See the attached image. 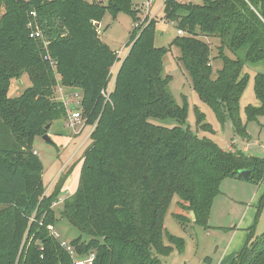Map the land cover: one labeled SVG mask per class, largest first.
I'll return each mask as SVG.
<instances>
[{
  "label": "trees",
  "instance_id": "1",
  "mask_svg": "<svg viewBox=\"0 0 264 264\" xmlns=\"http://www.w3.org/2000/svg\"><path fill=\"white\" fill-rule=\"evenodd\" d=\"M107 12L136 21L132 0H0V264H74L48 230L64 181L42 198L44 168L33 150L34 139L65 117L62 104L52 99L59 82L82 96V116L93 126L78 188L64 206L65 218L81 234L72 246L80 256L94 253L93 264H162L160 256L184 248L164 228L174 196L176 220L187 227L191 212L195 224L208 229L223 180L264 182V159L223 150L184 128L188 105H179L169 90L171 78L163 74L168 50L154 44L156 21L136 36L135 29L108 88L120 57L94 25ZM164 13L184 32L173 45L200 100L222 124L230 119L247 135L239 102L249 79L245 67L264 62V0H166ZM30 24L43 39L31 38ZM203 38L220 41L223 66L216 74ZM24 76L31 85L11 97L12 82ZM255 93L261 106L246 108L248 122L264 115L262 73L255 77ZM204 119L198 114V127L211 128ZM166 120L173 123H159ZM241 170L249 171L248 178ZM260 202L259 211L264 195ZM253 231L232 264H264V233L254 240Z\"/></svg>",
  "mask_w": 264,
  "mask_h": 264
},
{
  "label": "rangeland",
  "instance_id": "2",
  "mask_svg": "<svg viewBox=\"0 0 264 264\" xmlns=\"http://www.w3.org/2000/svg\"><path fill=\"white\" fill-rule=\"evenodd\" d=\"M89 1L107 2V0ZM142 1L132 0V7L137 13L136 21L123 13L113 17L111 13L107 12L100 23L94 24L101 40L120 57V61L111 69V81L108 88H113L122 60L130 51V46L128 47L127 44L135 29L138 30L133 34L134 36L139 33V29L145 28L151 21H156L154 44L157 48L168 50L164 58L163 74L171 78L169 90L179 105L182 106L184 103L188 105V118L184 128L190 129L201 138L212 139L223 150L248 148L250 156L264 159V115L251 122L247 121L246 115L248 106L257 108L261 106L255 93V77L259 73L264 74V62L246 66L244 69V73L248 75L249 79L247 88L239 102L240 118L246 126L247 133L243 136L232 120L228 119L226 123L222 124L212 109L200 100L194 90L192 80L180 61L181 52L173 45L176 38L181 35L178 34L175 24L165 19V0H155L149 6L142 4ZM204 1L179 0L183 4L198 5H202ZM203 39L210 45L211 63L216 74L223 66V61L219 57L220 41L214 38ZM225 54L234 58V55L228 51H225ZM57 77L58 74H56V79L59 80ZM60 84L59 82L56 86L52 99L56 103L62 104L65 117L55 121L48 130L46 129L44 135L34 139L33 150L40 158L44 168L42 198L46 199L52 196L56 186L64 181L62 190L57 194V200H53L54 225H50L48 230L60 242L61 247L71 255L74 264H78L79 260H86L94 253L85 256L77 255L72 241L80 237L81 234L65 218L64 206L65 201L78 188L84 152L91 143L90 136L93 126L87 125L83 117L80 124L72 123L69 114L79 98L70 88ZM30 85L27 76H24L21 82H12L10 96L18 97ZM198 114L205 116L203 121L211 128L207 127L206 130H203L198 127ZM159 123L169 125L173 122L166 120ZM45 135L51 139L50 143L44 139ZM220 190L222 194L215 198L211 207L208 229L196 225L191 212L186 214L190 221L187 227L176 220L174 215L180 212L177 204L179 197L174 196L164 217V228L167 233L182 239L184 248L181 251L179 248L173 247L169 255L160 256L162 264H232L233 261H238L239 253L247 244L252 229L254 230V240L264 233V204L259 211L260 201L264 195V183L257 186L251 182L227 178L222 181ZM27 235L25 233L21 249L26 242ZM33 238L30 237L27 243L30 244ZM83 240L88 241L89 238L84 236ZM35 243L39 244V241ZM251 243L252 241L249 245ZM69 246L74 254L66 249ZM207 258L212 259V262L207 263L205 261Z\"/></svg>",
  "mask_w": 264,
  "mask_h": 264
},
{
  "label": "built area",
  "instance_id": "3",
  "mask_svg": "<svg viewBox=\"0 0 264 264\" xmlns=\"http://www.w3.org/2000/svg\"><path fill=\"white\" fill-rule=\"evenodd\" d=\"M154 2H155V0H143L142 4L149 6V5H152ZM32 16L35 18L36 13L32 12ZM29 27H31V34H30L31 38L43 39V34L40 30L34 29L32 24H30ZM178 34L182 36L184 34V32L178 31ZM45 59L49 61L50 58H49V56H46ZM52 65H54V64L52 63ZM75 96L79 99L76 101V105L73 106L69 115L71 117V121H73L72 123L80 124L81 118L83 117L82 116V106H83L82 105V96L78 93H75ZM66 249L70 253L74 254V251L72 250V248L70 246L67 247ZM94 260H95V256L93 255L86 260H79L77 263L78 264H93Z\"/></svg>",
  "mask_w": 264,
  "mask_h": 264
},
{
  "label": "water",
  "instance_id": "4",
  "mask_svg": "<svg viewBox=\"0 0 264 264\" xmlns=\"http://www.w3.org/2000/svg\"><path fill=\"white\" fill-rule=\"evenodd\" d=\"M20 82H21V81H20ZM49 128H50V125L46 127L47 130H48ZM44 139H45L46 141H48L49 143L51 142V139H50L47 135L44 136ZM239 174H240L244 179H246V178H248V176H249V171H248V170H241V171L239 172Z\"/></svg>",
  "mask_w": 264,
  "mask_h": 264
},
{
  "label": "crops",
  "instance_id": "5",
  "mask_svg": "<svg viewBox=\"0 0 264 264\" xmlns=\"http://www.w3.org/2000/svg\"><path fill=\"white\" fill-rule=\"evenodd\" d=\"M165 1H166V0H165ZM230 150H231V151H234L233 148L230 149ZM242 151L245 152L247 155H250V154H249V149H248V148H244ZM234 180H240V179H234ZM240 181H243V180H240ZM263 183H264V182H262L261 184L263 185ZM221 194H222V192H221ZM221 194H220V195H221ZM220 195H219V196H220ZM208 259H209V262H207V263H211V262H212V259H210V258H208Z\"/></svg>",
  "mask_w": 264,
  "mask_h": 264
}]
</instances>
